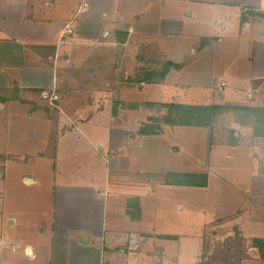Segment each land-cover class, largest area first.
<instances>
[{"label": "crops", "instance_id": "crops-1", "mask_svg": "<svg viewBox=\"0 0 264 264\" xmlns=\"http://www.w3.org/2000/svg\"><path fill=\"white\" fill-rule=\"evenodd\" d=\"M1 10L0 90L50 91L66 124L49 155L36 153L50 160L39 194L14 196L22 202L13 208L4 195L9 169L0 177V264H264V0H0ZM192 24L210 29L193 33ZM166 62L161 78L143 77ZM140 68L142 76L125 84V73ZM180 101L239 113L237 129L251 130L252 139L243 138L259 158L245 156L236 173L228 159L243 150L237 131L220 144L207 126L164 123L162 104ZM138 104L154 107L160 131L140 133L144 123L132 129ZM27 135L37 148L35 132ZM181 140L204 144L206 159L212 146L222 148L224 161L201 164L192 148L180 151ZM32 156L21 183L42 186ZM168 173L205 174L206 186L168 182ZM210 179L217 196L243 200L212 218L226 229L192 220L194 197L176 209L164 203L171 191L210 189ZM168 212L181 217L174 227L161 221ZM231 229L250 245H232Z\"/></svg>", "mask_w": 264, "mask_h": 264}, {"label": "rangeland", "instance_id": "rangeland-1", "mask_svg": "<svg viewBox=\"0 0 264 264\" xmlns=\"http://www.w3.org/2000/svg\"><path fill=\"white\" fill-rule=\"evenodd\" d=\"M11 8L15 10V8L11 6L8 8V10H12ZM128 18H129L128 20H134L136 17L133 16L132 14V16ZM0 20H2V10L0 11ZM123 27H124L123 24L119 26V28H123ZM194 27H195L194 24H192V30H194L193 33H198L199 31L200 33H206L208 31L207 28L210 29V25L209 26L201 25L200 30H197L196 28L194 29ZM185 33H188V32H185ZM135 35H137V33ZM111 37L112 36H110L109 39H111ZM224 43H226V41ZM220 44L222 46L223 43L221 42ZM218 58L219 57H217V59ZM227 64H230L229 61L227 62ZM220 65L223 66V64H220ZM140 70L141 68L136 72L125 73L127 78L122 79L124 83L125 84L134 83V82L131 83L132 81L131 78L134 76L141 77L143 72H139ZM148 72L149 71L145 72L144 74ZM149 74L150 73H148L147 75ZM14 93L15 91L13 87H11L10 90L8 89L6 91L0 90V132L1 134L2 132L5 134L3 137L0 134V177L2 178L3 172L5 171V169H9V172L11 174L9 177H7L8 189L7 191H5L4 195L7 196V200L9 201L8 203L13 208L15 207V204L22 202V201L20 202L19 200L16 201L14 199V196H17V198L21 195L34 197L40 193V189H43L45 186L47 187L46 179H49L50 177L48 173L49 172L48 170L50 168L48 167V165H46V163L50 164V160L45 155H49L48 151L49 149H51L50 147H52V144L54 141V135L56 131L59 130V128L61 129L65 128V124H66L63 121L60 122L57 120L56 111H58L57 110L58 108L56 106L54 107L53 105H51L48 101L51 96L50 91L46 92L45 94L34 93V92L27 93V92H20V91L16 92L17 94H14ZM18 96H21L22 99H20ZM180 103L186 104V102L184 101H180ZM49 108H53L54 110L49 111L48 110ZM138 108H141L139 107V104H138ZM143 108H145V106H143ZM143 108L138 109L139 113H136L138 116L135 115V119L133 121L134 125L132 129H135V127L139 124H143V123L146 124L148 121H150L151 123L155 122V120L150 119L151 116H158L156 114V110L154 109V107L148 110L147 109L142 110ZM12 113L14 115L11 116L10 114ZM147 114H149V116H147L146 118ZM238 115L239 113L233 110L222 111L215 117L214 124H213L214 125L213 127L214 142L219 141L220 144H222L224 141L228 142L231 139L230 135L234 137V135H236L237 132H238L237 135L234 137L236 144L245 140L243 142L244 143L243 150H245V153L243 152V150L242 152L241 150H239L238 152L237 151L238 149L231 151V154H232L231 158L228 159V162H233L236 165V167H238L236 168L237 169L236 173L240 172L239 168L242 166V164L240 163L244 162L245 156L249 158V155H251L252 159L254 160L259 158V155L250 154V152H252V149L249 148V146H247L246 139H252L250 136L251 130L248 128L237 129L238 125L241 127H244L240 125L239 122L237 121ZM43 130L44 132L47 130L46 132H48V135L41 139L43 135ZM169 130L170 132H173L172 127ZM32 131L35 132L36 134L34 141L37 143V145L39 142H41L39 146H37V148H30L29 146H27L28 141L33 138V137L28 136L27 134H31ZM243 131L247 133V136L243 133ZM166 133L169 135V131H167ZM243 137H247V138L244 139ZM179 141H180L179 137L176 136L174 139V143H179ZM19 144H22V146L17 147ZM10 145H12L14 148H11ZM46 146H48V148H46ZM194 146L189 147L188 145H186V143L184 144L183 141L181 140V144L178 147L180 148V151L184 153L188 152L191 148L195 152H198V155H199L198 160L201 162V164H204L206 160L210 165L211 164L215 165L217 162L221 163L222 161H224L223 156L225 158V153L222 155V150H223L222 148L220 149L219 152H217L216 150H218V148L212 146L210 153H208L209 154L208 158L206 159L205 145L204 144L199 145L198 148ZM19 149L22 152H20ZM31 151H36V152H31ZM38 151L45 153V155L44 154L39 155L40 153H38L37 155L36 153ZM32 155L36 156V159L33 162V164H35V167H37L36 173L39 174L38 178H40L41 182H43L42 186L39 185V186L27 187L21 183V176L25 173L26 169L29 170L30 166H33V165H29V161L33 158ZM247 158L245 161L250 160V158L249 160ZM261 163L264 166V153H263V159ZM230 166L232 167V164ZM226 167L220 168V170L223 171ZM220 170L218 171L221 173ZM241 171L244 174H246L245 171L247 170H241ZM26 173L28 174V172ZM213 186H214V183L211 181V187L208 190L199 189L195 192L194 189L193 190L191 189V191L186 189L188 191H184V190L177 191V194L175 196L173 194V191H171L169 194H167V200H164V203L170 206L169 209L171 208L176 209L179 207V201H181L182 205L185 207L187 203L191 201L193 203V200L196 199L195 200L196 207H194V209L197 210L199 215H195L194 217H191V216L189 217H191L192 220L199 221L200 223L203 220H206L207 223L213 228L222 226L226 229L228 225H222L220 221H212V218L219 216V215L226 214V212L229 211V209L233 205L242 203L243 200H241L240 196H236V195L235 197H232V200L230 201L226 200L225 198H222L221 195L217 196L211 190L214 188ZM37 188L39 190H37ZM23 201L26 203V205H28V201L26 200V198H24ZM201 208H204L205 210L204 216L201 214L203 212ZM245 208L246 207H240V209L242 210H245ZM167 214L168 216L165 217L164 219H162L161 217V221H163L167 225V227H174L176 221H178L177 218L180 219L181 217L175 216L174 213H170V212H168ZM150 215L151 213L147 215V218H149ZM183 215L187 216L185 212H182V217ZM154 221L155 223H158L159 219L157 220V218H154ZM161 221L159 224H162ZM151 222H153L152 217L150 218V223ZM223 223H226V222H223ZM239 231L240 230L238 229L237 230L231 229L230 234H233V236H235L234 238L235 240L232 241V245L240 241H241L240 244L243 246H246L247 244L250 245L251 239L248 238L249 236L247 237L246 233H241L239 237V235L237 236V233ZM216 243L219 244L218 242Z\"/></svg>", "mask_w": 264, "mask_h": 264}, {"label": "trees", "instance_id": "trees-1", "mask_svg": "<svg viewBox=\"0 0 264 264\" xmlns=\"http://www.w3.org/2000/svg\"><path fill=\"white\" fill-rule=\"evenodd\" d=\"M169 62L159 71V73L154 74L152 71L144 74L143 77L151 82L154 77H162L168 66ZM152 104V103H151ZM167 109V114L163 118V122L166 124H177V125H193V126H207L211 130V135L213 133L214 120L215 117L224 111L225 106L214 105V104H189V103H177L168 102L162 104ZM239 109V108H238ZM256 110V109H253ZM257 111V110H256ZM140 133H157L160 131V125L154 123H146L144 127L140 128ZM207 176L205 174H187V173H168L167 181L178 184L196 185V186H206Z\"/></svg>", "mask_w": 264, "mask_h": 264}, {"label": "clouds", "instance_id": "clouds-1", "mask_svg": "<svg viewBox=\"0 0 264 264\" xmlns=\"http://www.w3.org/2000/svg\"><path fill=\"white\" fill-rule=\"evenodd\" d=\"M33 183H35V181H33ZM26 251L32 253V255L29 257L30 259L35 258V250L30 245L28 246V249Z\"/></svg>", "mask_w": 264, "mask_h": 264}, {"label": "built area", "instance_id": "built-area-1", "mask_svg": "<svg viewBox=\"0 0 264 264\" xmlns=\"http://www.w3.org/2000/svg\"><path fill=\"white\" fill-rule=\"evenodd\" d=\"M220 85H223V82H221V84ZM219 88H221V86H219Z\"/></svg>", "mask_w": 264, "mask_h": 264}]
</instances>
